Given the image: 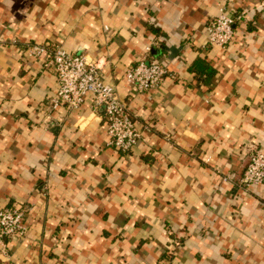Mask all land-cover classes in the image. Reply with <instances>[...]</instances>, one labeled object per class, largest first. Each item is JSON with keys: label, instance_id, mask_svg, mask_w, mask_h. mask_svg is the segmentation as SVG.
Wrapping results in <instances>:
<instances>
[{"label": "crops", "instance_id": "1", "mask_svg": "<svg viewBox=\"0 0 264 264\" xmlns=\"http://www.w3.org/2000/svg\"><path fill=\"white\" fill-rule=\"evenodd\" d=\"M247 11L226 48L207 26ZM32 45L84 55L138 122L128 153L102 109L55 106L53 69ZM150 49V51H148ZM170 70L137 93L140 61ZM211 78L192 70L197 60ZM264 152V0H0V209L28 232L0 264H264V183H242Z\"/></svg>", "mask_w": 264, "mask_h": 264}, {"label": "built area", "instance_id": "2", "mask_svg": "<svg viewBox=\"0 0 264 264\" xmlns=\"http://www.w3.org/2000/svg\"><path fill=\"white\" fill-rule=\"evenodd\" d=\"M227 2L228 0H224ZM250 14H235L224 5L220 13L207 26V44L228 47L237 36V24L248 23ZM150 51V49H148ZM28 56L40 61L43 68L53 69L58 79L55 106L78 110L91 98L95 109H102L110 138L109 144L128 153L139 143L142 134L136 118L116 93L114 86L102 79L101 68L91 64L84 55L69 53L49 45H32ZM170 70L157 60L140 61L125 74L126 83L139 93L160 89ZM242 183L248 189L264 183V152L254 150ZM26 210L21 205L0 209V246L6 248L5 239L27 234Z\"/></svg>", "mask_w": 264, "mask_h": 264}, {"label": "trees", "instance_id": "3", "mask_svg": "<svg viewBox=\"0 0 264 264\" xmlns=\"http://www.w3.org/2000/svg\"><path fill=\"white\" fill-rule=\"evenodd\" d=\"M192 70L199 75L200 79L204 78L205 83L211 78L212 67L204 60L197 59L192 65Z\"/></svg>", "mask_w": 264, "mask_h": 264}]
</instances>
